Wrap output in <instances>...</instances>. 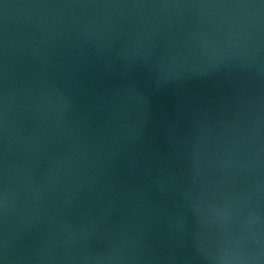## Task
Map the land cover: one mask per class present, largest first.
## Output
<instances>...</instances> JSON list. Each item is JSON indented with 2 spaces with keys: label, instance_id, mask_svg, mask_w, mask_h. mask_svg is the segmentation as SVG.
Instances as JSON below:
<instances>
[{
  "label": "water",
  "instance_id": "obj_1",
  "mask_svg": "<svg viewBox=\"0 0 264 264\" xmlns=\"http://www.w3.org/2000/svg\"><path fill=\"white\" fill-rule=\"evenodd\" d=\"M0 264H264V0H0Z\"/></svg>",
  "mask_w": 264,
  "mask_h": 264
}]
</instances>
